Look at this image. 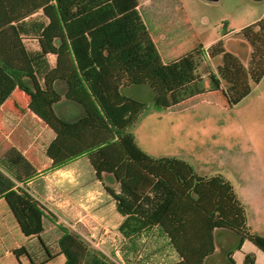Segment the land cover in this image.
<instances>
[{
    "label": "trees",
    "instance_id": "trees-1",
    "mask_svg": "<svg viewBox=\"0 0 264 264\" xmlns=\"http://www.w3.org/2000/svg\"><path fill=\"white\" fill-rule=\"evenodd\" d=\"M138 6L139 0L32 4L30 12L43 8L50 19L40 33L38 51L27 49L21 29L12 23L20 19H2L0 13V105L16 88L27 93L29 108L56 132L47 150L53 165L62 166L85 155L95 177L114 184H105V189L124 217L119 232L125 240L135 242L143 232L161 226L181 252L173 264H207L216 253L219 229L240 236L236 249L246 239L263 248L229 179L222 174L201 175L185 159L152 157L133 144L130 129L148 105L121 89L146 84L153 89L158 106H164L159 98L174 92L178 97L175 106L218 91L228 106H235L264 78V17L233 37L251 49L249 59L228 50V40L220 39L207 50L196 49L166 63ZM222 32L227 33L226 29ZM48 54L57 56L53 67ZM200 57L221 60L217 71L209 69L207 85L198 73ZM60 81L66 86L64 94L57 88ZM63 97L80 104L85 114L76 120L59 115L55 104ZM35 171L26 156L11 147L0 158V196L7 200L24 234L40 237L48 261L55 255L41 238L45 207L27 188L18 186ZM59 227L64 264H112L82 235ZM16 253H27L33 264H43L35 262L25 246ZM229 259L235 264L231 254ZM244 264H256V254L246 253Z\"/></svg>",
    "mask_w": 264,
    "mask_h": 264
},
{
    "label": "rangeland",
    "instance_id": "rangeland-1",
    "mask_svg": "<svg viewBox=\"0 0 264 264\" xmlns=\"http://www.w3.org/2000/svg\"><path fill=\"white\" fill-rule=\"evenodd\" d=\"M184 1L190 24L185 23L179 0H140L142 17L165 62L191 50V42L196 39L195 30L202 42H216L223 37L224 29L239 30L264 14V0ZM161 4L171 7L174 21L169 30L156 18L157 6ZM227 21L231 22L230 26ZM227 48L249 59L251 49L235 38H229ZM220 62V58H199L198 73L205 85L209 69L217 71ZM122 92L148 105L130 129L133 144L141 152L152 157L185 159L201 175L222 174L233 183L242 199L252 193L264 196V78L233 107L226 104L218 91H208L195 102L175 106L172 105L178 100L175 92L159 98L164 106H158L153 89L146 84L132 85ZM126 146L131 150L129 139ZM250 207L247 205L249 212ZM106 211L105 215H111L114 208L107 205ZM81 223V233L75 232L112 264H173L181 258L180 250L161 226L129 242L117 232L118 220L112 215L100 223L93 219ZM106 224L110 227L108 233L104 232ZM224 233L235 235L229 231ZM219 237L222 238V234ZM216 246L218 253L209 261L215 257L229 264L222 255L220 241H216Z\"/></svg>",
    "mask_w": 264,
    "mask_h": 264
},
{
    "label": "crops",
    "instance_id": "crops-1",
    "mask_svg": "<svg viewBox=\"0 0 264 264\" xmlns=\"http://www.w3.org/2000/svg\"><path fill=\"white\" fill-rule=\"evenodd\" d=\"M45 1L0 0L2 19H9L11 17L20 19L18 22L15 21L12 23L21 29L23 42L27 49L31 51L40 50V33L43 27L49 24L50 19L44 13L43 8L35 12L30 11L32 4L37 5ZM179 1L181 3L180 12H183L186 18L185 23L190 24V14L185 1ZM138 9L140 12V0ZM170 11L171 7L169 6L162 4L157 6V21L163 22L162 27L167 28V30H169V27L174 21V17L171 16ZM263 17L264 14L233 32L231 30L229 31V28L226 29L227 33L223 34L222 32L223 37L220 39L227 41L229 38H233L243 27ZM227 22L229 23L228 26H230L231 22ZM226 24L225 26H227ZM195 38L191 42V50L177 56L175 60L196 49L207 50L209 46L215 43L214 41L209 43L202 42L196 30ZM238 39L241 40L240 37ZM47 59L51 67L55 66L57 60L55 54H48ZM57 88L64 94L66 86L63 82H58ZM29 102V95L19 88H16L0 105V158L11 147H16L34 166L36 170L35 174L26 179L25 182H19L18 186L27 188L45 207L47 216L44 217V231L41 233V238L55 256L46 261L48 252L40 237L37 235L26 236L24 234L7 200L4 196H0V264H33L27 253H21L19 255L16 253V250L24 246L37 263L64 264L66 257L64 254L59 253L60 248L58 242L63 233L59 225L81 233L82 221L93 219L100 223V221H104L112 215L118 220L116 229L119 232V226L124 217L117 211L114 200L105 189V184L109 186H114V184L107 178L101 181L95 177L87 156L76 157L62 166L53 165V160L49 157L47 150L50 143L55 139L56 132L29 108ZM55 109L59 115L67 120H76L85 114L80 104L66 97H63L55 104ZM238 197L246 207L248 224L252 228V231L256 233L257 240L263 248L246 239L243 241L241 248L236 249L240 241V236L234 232L235 235L224 233L229 231L226 229H219L216 232V241H220L222 255L229 264H231L229 259L230 254L235 260V264H244V257L248 252H254L256 254V264H264V196L257 197V194L254 195L252 193L245 199L240 198L239 195ZM107 205L114 208L111 215H105L107 213ZM247 205L249 207L251 206L250 212L247 209ZM109 228L106 224L104 226V232L108 233ZM155 228L157 227L153 229ZM148 232H143L142 235ZM220 234H222V238L219 237ZM217 253L218 249L216 246V253L213 256L217 255ZM214 258H212V261L208 259L207 264H223L221 260Z\"/></svg>",
    "mask_w": 264,
    "mask_h": 264
}]
</instances>
